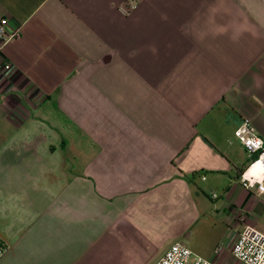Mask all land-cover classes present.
Here are the masks:
<instances>
[{"label": "crops", "instance_id": "obj_1", "mask_svg": "<svg viewBox=\"0 0 264 264\" xmlns=\"http://www.w3.org/2000/svg\"><path fill=\"white\" fill-rule=\"evenodd\" d=\"M0 20L21 30L1 56L0 264H159L175 243L243 264L264 183L238 182L234 132L264 140V0H0Z\"/></svg>", "mask_w": 264, "mask_h": 264}, {"label": "built area", "instance_id": "obj_2", "mask_svg": "<svg viewBox=\"0 0 264 264\" xmlns=\"http://www.w3.org/2000/svg\"><path fill=\"white\" fill-rule=\"evenodd\" d=\"M136 8L135 4L128 5L123 12H129ZM5 20H0V68L1 56L4 48L10 41L19 40L21 30L12 34L4 31ZM236 140L240 143L247 155V162L242 172L238 175V182L245 188H253L264 183V140L260 138L249 118H243L234 132ZM213 198H217L214 194ZM221 247L215 249V253ZM6 247L0 244V256L4 254ZM232 257L243 264H264V235L255 228L245 226L238 234L231 249ZM159 264H213L201 257L195 256L181 243H175L160 259Z\"/></svg>", "mask_w": 264, "mask_h": 264}, {"label": "trees", "instance_id": "obj_3", "mask_svg": "<svg viewBox=\"0 0 264 264\" xmlns=\"http://www.w3.org/2000/svg\"><path fill=\"white\" fill-rule=\"evenodd\" d=\"M242 170H243V168L239 171L238 175L242 172ZM199 175H200V174H198V173H193V174L190 175V177H189L188 179H189V180L194 179V178H196V177L199 176Z\"/></svg>", "mask_w": 264, "mask_h": 264}]
</instances>
